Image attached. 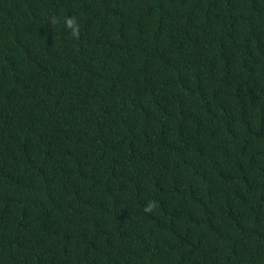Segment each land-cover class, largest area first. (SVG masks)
I'll use <instances>...</instances> for the list:
<instances>
[{"label": "trees", "instance_id": "1", "mask_svg": "<svg viewBox=\"0 0 264 264\" xmlns=\"http://www.w3.org/2000/svg\"><path fill=\"white\" fill-rule=\"evenodd\" d=\"M0 264H264V0H0Z\"/></svg>", "mask_w": 264, "mask_h": 264}, {"label": "clouds", "instance_id": "2", "mask_svg": "<svg viewBox=\"0 0 264 264\" xmlns=\"http://www.w3.org/2000/svg\"><path fill=\"white\" fill-rule=\"evenodd\" d=\"M66 25L69 28H71L73 34H76V32L78 30V26L75 24V22L72 19L67 20Z\"/></svg>", "mask_w": 264, "mask_h": 264}]
</instances>
